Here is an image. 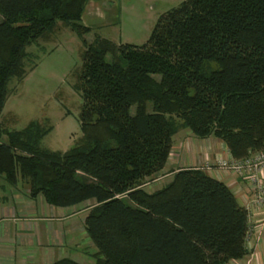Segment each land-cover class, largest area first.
Returning a JSON list of instances; mask_svg holds the SVG:
<instances>
[{
	"label": "trees",
	"instance_id": "16d2710c",
	"mask_svg": "<svg viewBox=\"0 0 264 264\" xmlns=\"http://www.w3.org/2000/svg\"><path fill=\"white\" fill-rule=\"evenodd\" d=\"M86 2L0 0V111L8 82L25 73L26 46L57 21L84 45L80 137L49 151L40 139L50 127L37 120L0 127V177L25 182L30 197L52 206L94 201L83 219L94 264L242 259L248 213L223 181L198 167L156 175L181 129L222 141L235 159L264 149V0H182L140 45L98 35L85 43ZM147 178L161 183L147 191Z\"/></svg>",
	"mask_w": 264,
	"mask_h": 264
},
{
	"label": "crops",
	"instance_id": "0c3cea01",
	"mask_svg": "<svg viewBox=\"0 0 264 264\" xmlns=\"http://www.w3.org/2000/svg\"><path fill=\"white\" fill-rule=\"evenodd\" d=\"M113 1L87 0L81 13L83 25L91 30L103 22L96 24L98 20L92 19L103 17L114 22L116 8L107 4ZM226 156L222 141L212 137L198 139L181 129L173 135L163 172L158 178L168 177L169 171L179 168L202 169L204 161L213 162ZM203 171L223 181L241 205L245 206L253 199L255 192L246 178L219 169ZM257 178L264 184V173H258ZM93 204L94 201L85 200L72 206H52L41 195L30 197L25 182L17 181L11 186L0 177V264H49L62 257L79 264H93V245L83 228L85 213ZM247 213L248 253L242 259L230 260L228 264H264V199L260 207Z\"/></svg>",
	"mask_w": 264,
	"mask_h": 264
},
{
	"label": "rangeland",
	"instance_id": "374dc122",
	"mask_svg": "<svg viewBox=\"0 0 264 264\" xmlns=\"http://www.w3.org/2000/svg\"><path fill=\"white\" fill-rule=\"evenodd\" d=\"M180 1L108 2L109 7L116 8L114 22L104 17L92 19L98 20L96 24L103 22L83 34L82 38L86 43L98 35L114 43L140 45L148 38L156 18ZM56 23L50 34L26 46L30 60H25L23 76L12 78L7 84V96L0 111V127L3 132L18 130L28 121L37 120L44 127H50L40 139V147L63 152L81 135L79 113L82 99L77 85L84 45L67 26ZM1 140L5 141L4 133ZM160 172L156 177L161 175ZM153 179H146L145 190L149 191L161 183L160 179ZM92 251H95L94 246ZM92 251L88 249V252Z\"/></svg>",
	"mask_w": 264,
	"mask_h": 264
},
{
	"label": "built area",
	"instance_id": "2783aa9c",
	"mask_svg": "<svg viewBox=\"0 0 264 264\" xmlns=\"http://www.w3.org/2000/svg\"><path fill=\"white\" fill-rule=\"evenodd\" d=\"M226 152L227 156L224 158H216L213 162L209 160L204 161L201 168L206 171L219 169L223 172L232 173L237 177L246 178L255 194L251 202L244 207L247 211L260 207L264 199V184L257 178V174L264 173V149L256 151L242 159L232 158L227 150Z\"/></svg>",
	"mask_w": 264,
	"mask_h": 264
}]
</instances>
